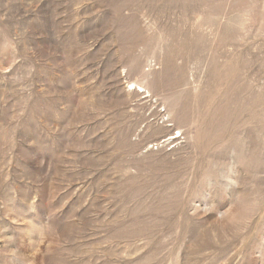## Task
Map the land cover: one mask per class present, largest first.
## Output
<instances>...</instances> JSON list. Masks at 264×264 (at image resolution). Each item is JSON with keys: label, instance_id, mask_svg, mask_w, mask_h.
Here are the masks:
<instances>
[{"label": "rangeland", "instance_id": "rangeland-1", "mask_svg": "<svg viewBox=\"0 0 264 264\" xmlns=\"http://www.w3.org/2000/svg\"><path fill=\"white\" fill-rule=\"evenodd\" d=\"M0 264H264V0H0Z\"/></svg>", "mask_w": 264, "mask_h": 264}]
</instances>
